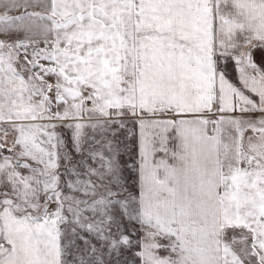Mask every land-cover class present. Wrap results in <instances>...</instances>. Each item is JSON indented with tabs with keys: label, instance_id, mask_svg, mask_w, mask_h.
<instances>
[{
	"label": "snow or ice",
	"instance_id": "obj_1",
	"mask_svg": "<svg viewBox=\"0 0 264 264\" xmlns=\"http://www.w3.org/2000/svg\"><path fill=\"white\" fill-rule=\"evenodd\" d=\"M35 2L0 0V264H264V0Z\"/></svg>",
	"mask_w": 264,
	"mask_h": 264
},
{
	"label": "crops",
	"instance_id": "obj_2",
	"mask_svg": "<svg viewBox=\"0 0 264 264\" xmlns=\"http://www.w3.org/2000/svg\"><path fill=\"white\" fill-rule=\"evenodd\" d=\"M255 59H256L257 62H260V60H261V52L260 51H257L255 53ZM227 71H228L229 78L232 79L233 81H235L236 73H235L234 68H233V66L231 64H229ZM0 127H7V125H0ZM15 135H16V133H14L12 131H9L8 140L11 141ZM4 154L5 155H9V153H7V152H5Z\"/></svg>",
	"mask_w": 264,
	"mask_h": 264
},
{
	"label": "rangeland",
	"instance_id": "obj_3",
	"mask_svg": "<svg viewBox=\"0 0 264 264\" xmlns=\"http://www.w3.org/2000/svg\"><path fill=\"white\" fill-rule=\"evenodd\" d=\"M46 2V0H36L35 3L32 4V6H30L28 8V11H35V12H44L45 11V7H44V3ZM10 14H17L16 11H13ZM37 23H40L39 20H37ZM128 259H131V257H127Z\"/></svg>",
	"mask_w": 264,
	"mask_h": 264
}]
</instances>
